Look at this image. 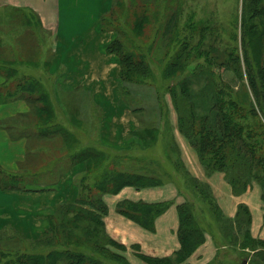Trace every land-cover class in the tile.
<instances>
[{
	"label": "trees",
	"instance_id": "obj_1",
	"mask_svg": "<svg viewBox=\"0 0 264 264\" xmlns=\"http://www.w3.org/2000/svg\"><path fill=\"white\" fill-rule=\"evenodd\" d=\"M130 1L121 0L118 12L123 13L124 23L131 22L128 19L131 15L128 12ZM241 10L243 52L240 55L239 49L237 50L235 71L239 80L243 82L244 91H234L220 80L223 64L207 58V68L195 73L209 78L203 91L210 92L212 107L209 115L204 118L211 124L203 126L196 124L198 115L191 99L193 95L190 92L189 80L185 78L178 81L181 88L178 95L172 91L173 102L179 113L180 132L197 150L207 175L217 171L224 172L236 195L246 191L253 179L262 184L264 191V18H260L258 22L254 21L255 18L264 16V2L242 0ZM141 19L135 25V29L139 27L138 31H141L143 22L148 20L145 15ZM187 36L194 37L191 34ZM199 48L200 46L196 48V52ZM105 50L119 56L122 81L144 78L145 62L135 60L134 53L126 51L119 38L109 42ZM181 53L190 56V51L186 52L185 47L177 51L176 57ZM186 66L182 59L180 62H172L166 68L165 76L175 75L178 69ZM41 71H44L42 75ZM28 76L29 78L18 80L16 88L8 91L12 94L10 96L14 98L19 96L24 100L21 109L25 112L17 119V123L23 121V126L13 128L7 125L6 129L12 131L19 139L24 138L28 142L27 147L30 143L35 150L45 148L52 150L46 154V166L40 168L41 171L44 169L47 172V178L41 171L39 175L34 174L39 187L36 189L30 187V190L55 191L66 177L69 179L68 183L77 190V194L72 201L55 205L54 210L47 214L45 231L32 239L29 245H23L19 231L9 225L1 229L0 246L8 251H0V264H132L121 254L127 247L112 239L107 232L104 217L108 214L109 208L103 195L118 194L127 186L140 190L163 185L165 180L151 169L146 172L134 170L132 166L131 169L129 166L119 167L123 164L121 155L123 151L106 144L105 141L101 144L82 146L80 138L85 139V134L74 132L67 127L68 124L62 123L63 120L66 121L67 115L60 113L65 102L55 103L53 95L45 89L47 86H44L43 80L53 77L50 70L46 71L42 66L34 67V71L28 73ZM11 78L14 77H8V80ZM52 85L51 80L49 86ZM81 89L76 88L75 91ZM70 95L75 96L77 93L70 92ZM6 99L0 102H6ZM134 110L132 109L133 112ZM69 114L78 120L75 112ZM139 129L130 132V136L135 138L130 141L133 142L130 146L132 150L134 146L146 149V146H140L141 143L148 145L149 140L146 138L156 139L151 131H144L142 127ZM138 138L141 142L137 140ZM51 140L62 143L44 144ZM174 161V170L181 166L191 180L190 186L196 187L198 193L192 199L186 195L185 202L178 207L180 248L171 256L158 257L138 253V257L143 258L146 264H188V258L206 241L207 234L213 237L219 247L220 234H223L227 225L230 230L236 231L237 234L241 233L244 237L241 242L225 240L228 245L239 242L238 253H241L239 257L243 260L235 263L264 264V240L251 235L252 220L247 207L240 204L235 218L226 217L216 204L207 183L192 176L184 164L180 165L177 160ZM41 163L44 165L45 161L41 160ZM79 167L84 169L78 171ZM71 169H74L75 173L68 175ZM28 173L29 171L18 173L20 179L11 176L9 180H3V187L27 190L25 186H30ZM168 173L164 174L165 179ZM169 205V202L146 203L141 200H123L117 203L116 209L144 228L152 229L157 217L166 211ZM13 232L20 236L18 243H11V239L16 236L12 235ZM226 232L235 234L228 229ZM259 243L262 244L261 247H254ZM131 247L140 250L138 244ZM248 249L254 251L252 256L246 253ZM217 251L219 255L217 261L227 256L228 252H220L222 249ZM217 261L214 259L208 264L227 263Z\"/></svg>",
	"mask_w": 264,
	"mask_h": 264
},
{
	"label": "rangeland",
	"instance_id": "obj_2",
	"mask_svg": "<svg viewBox=\"0 0 264 264\" xmlns=\"http://www.w3.org/2000/svg\"><path fill=\"white\" fill-rule=\"evenodd\" d=\"M63 1L64 0H60L59 2L61 18L59 19V16L56 17L52 14H48V22H41L39 19L40 17L35 13L38 9L45 11L43 7H36L33 13L27 8H16L14 6H8L1 11V15L6 16L7 19L6 33L8 35L6 46H4L1 41L4 39H0V74L2 75L1 81L4 80L3 84L0 86V100L2 101L9 97L6 99V102H0V125L6 126L5 129L7 125L13 128L23 126V121L21 123L18 121L17 123V119L21 113L25 112L20 108L22 102H15V100L21 99V97L15 96L14 98L10 96L12 94H9L8 91L16 88L18 80L26 77L29 78L28 73H32L34 67L40 68L41 64L39 61L42 58L46 56L53 58L56 44H60L62 48L63 46L70 49L74 48L75 44L72 41L75 39L71 38L72 31L76 32L82 30V34H86L87 26L91 27L95 24L84 21V18L88 17L90 14L86 9L79 14L74 13L71 14L70 17L64 18V11L69 10V8L63 4ZM72 1L75 2V0ZM117 2L115 10L109 13L111 15L105 16L103 21L101 20L102 23L96 26L92 36L87 33L88 37H86L84 44L80 43V46L91 48L94 38H107V41L110 42L113 39L119 38L123 48H125L126 51H132L134 53L135 60H143L145 62L143 69L145 73L144 78H135L134 81H122L120 58L117 54L106 52L105 48L108 44L104 43L101 47L103 54H113L117 57L116 69L118 70H105L103 74H101L100 80L104 81L103 86H101V92L95 93L94 90H97V88H88L90 89L88 90L83 86L75 87L74 90H72V87L69 85L70 83L63 85L64 77L68 79L72 73L76 72L72 69L69 70L64 68L65 64H62V62H58L55 65V70L53 72L50 71L53 74L52 78L49 77V79L45 78L43 80L44 86H47L45 89H48L53 95L55 103L65 102L60 113L62 115L66 113L67 115H65L66 121L63 120L62 123L68 124L67 127L73 129L72 131L74 132L85 134V139L80 138L82 146L101 144L102 141H104L103 135L106 136L108 130L107 126L103 124V121H106L108 115H111V108L107 107L109 104L108 98L115 99L117 97L119 102L124 103L130 107L131 110L135 109L134 112L130 111L134 115V120L137 121V129L142 127L144 131H151L153 135L156 136V139L151 140L150 138H146L149 140L147 142L148 145L143 143L140 145L146 146V149L141 147L138 149V147L134 146L133 150L130 148L133 142L130 143V141L135 138L128 136L126 139L122 140L118 148L123 151L121 153L123 164H120L119 167L129 166L131 169L132 166L134 170H145L146 172H148V169H151L153 173L165 180L164 184L170 186L171 182L174 183L182 190L185 196L187 195V197L192 199L198 194L195 190L196 187L190 186V184H192L191 180L181 166L177 167L175 170L173 168V166L175 167L174 160H177L180 165L184 164L185 169L189 171L182 157L180 146L175 139L174 132L177 134L180 133L186 138L190 147L198 155L201 164L202 161L189 139L180 132L178 127L179 113L173 102L172 91H174L175 95H178L181 90L178 81L185 78L189 80L190 92L193 95L191 99L194 102L198 115L196 124L200 126L211 124L204 118V116L209 115L212 107L210 92L207 93L203 91L209 78L203 74H195L207 68V58L208 60L211 58L219 64H223L220 80L229 85L234 91H244L243 82L239 80L235 71L237 50L239 49L238 52L240 55H242L243 52L241 44V37L243 36L241 25L242 0H131L129 2L131 5L128 11L129 15L131 14L128 17L129 21H131L130 23H124L123 13L118 12L121 0H117ZM113 13L114 16H112ZM144 15L147 16L148 20L143 22L144 24L141 31H138L137 29L139 27L135 29V25L139 23L137 21ZM262 17L264 18V16H261L255 18L254 21L258 22ZM0 24L2 25V22H0ZM188 34L194 37L191 38L187 36ZM61 36H63L66 42L64 40H59ZM198 46H200V48L198 52H196ZM183 47H185L186 52L190 51V56H184V54L181 53L176 57L177 51L181 50ZM58 48L59 47H57L56 50ZM181 59L187 66L178 69L175 75L166 77L165 72L168 65L172 62H180ZM49 63L50 61L48 60L47 66H42V68L46 71L51 70L53 63L50 65ZM43 73L44 71H41V75ZM8 77L14 78L8 80ZM51 80L53 85L49 86ZM68 81H71V78H69ZM76 88L82 89L75 91ZM70 92H75L77 95H70ZM54 106L57 107L56 105ZM122 108L123 106L119 104L118 108L114 107L113 110L118 109L121 111ZM72 111L76 113V118L78 120L72 118L69 114ZM4 117L7 118L3 119ZM140 117L141 119H139ZM213 126L215 127L214 124ZM142 129L141 131H143ZM6 131L8 130L6 129ZM8 134L10 136L8 135V138L5 140L2 139L5 135L0 137V145L2 150L4 145L7 144V159L12 160L15 158L16 154L22 151V146L28 142L23 140L21 141L22 145H20L18 142L22 139L16 137L12 131H8ZM137 140L141 142L139 138ZM11 142L15 149L14 153L9 151V148H12L10 147ZM48 142L55 144L62 143V141L55 142V140H51L46 141L44 144ZM28 145L29 147H27L26 144L23 150L24 156L27 157L25 162L29 163V167L26 168L25 171H29L27 177H33L34 174L39 175L41 171L40 168L46 166V154L51 153L52 150L45 148L39 151L35 150L34 146L30 143ZM137 155L138 158L136 159ZM34 158H37V167L32 168V171L31 167L34 164ZM41 160L45 161L44 165H42ZM18 166L21 168L22 165L18 162L14 165V169L18 170ZM17 172L19 173V171L14 172L7 168L0 169V188L7 191V194H11L6 195V212L8 214L7 217H9L8 220H10L7 221V224L14 230H17V232L20 230L19 235L21 234L23 245L26 246L29 245L32 239L45 231L47 214L54 210L55 205L67 201L63 200L56 202L52 209L43 213L40 207L36 205L38 198L32 197V195H25L30 192L34 193L40 191L30 190L29 185L25 186L28 188L27 190H20L18 188L10 189L7 188V186L3 187V180H9L11 176L18 178ZM41 172L44 177L47 178V172L44 169H42ZM166 172L169 173L165 179L164 174ZM189 173L193 176L190 171ZM222 173L228 182L225 173ZM252 183H256L261 188L262 192H264L262 184L259 183L257 179H253ZM252 183L249 184L248 188L252 186ZM207 185L210 188V192L216 204L220 207L214 192H212V187L209 183H207ZM232 193H235L233 189ZM243 193L238 195L235 193L234 195L239 196ZM20 194H22V202H18L16 205ZM104 196L105 194L103 195V199ZM262 200L264 201V199ZM39 201L41 202L42 200L39 199ZM245 206L252 220L251 211L247 205ZM18 209L21 210V213L15 214L14 211ZM220 209L226 217L235 218L238 214L239 205L234 217L227 216L221 207ZM1 212L6 213L5 211ZM15 218L17 219L15 220ZM15 224L18 229L14 227ZM227 229L235 234L226 232ZM250 233L252 235L251 226ZM108 234L110 235L109 232ZM12 235L16 236L14 239H11V243H18V238H20V236L16 232H13ZM111 238L114 239L112 236ZM211 239L216 245L213 237H211ZM229 239L241 242L244 237L241 233L237 234L236 231L230 230L226 225L223 234H220V245L219 247L216 245V249H222L220 252L228 253L226 257L223 256L222 259L217 261L219 255L218 251H216L214 256L215 261L224 263L243 260V258L239 257L241 253H238L240 248L238 245L239 242L237 244L228 245L225 240L230 241ZM261 245L262 244L259 243L257 246L254 245V247H261ZM0 251L5 252L8 251V249L0 246ZM125 252L126 251H123L121 254L125 255L129 261L136 260V257L133 258V255L130 253H126V255ZM246 253H250L252 256L254 251H252V249L249 251L248 249ZM137 258L140 264H146L143 258Z\"/></svg>",
	"mask_w": 264,
	"mask_h": 264
},
{
	"label": "crops",
	"instance_id": "obj_3",
	"mask_svg": "<svg viewBox=\"0 0 264 264\" xmlns=\"http://www.w3.org/2000/svg\"><path fill=\"white\" fill-rule=\"evenodd\" d=\"M59 2L60 0H0V22H2V25L0 24V39H4L1 40L4 46H6V39L8 38V35L6 33L7 19L6 16L1 15L2 9H6L8 6H14L16 8H27L33 13L36 7H43L45 11L38 9L35 13L38 17H40L39 19L41 22H48L50 14L56 17L59 16V19L61 18ZM116 3H118L117 0H75V2L72 0H64L63 4L69 8V10L64 11V18L70 17L71 14L74 13L79 14L86 9L90 13L88 16L90 18L85 17L84 21L95 24L91 27L87 26L86 34H82V30L76 32L72 31L71 38L75 39L72 41L74 42L75 47L70 49L63 46L62 48L60 47V44H56L55 50L57 47L59 48L56 51L54 50V57L50 58L49 56H46L42 58L39 61L41 66H47L49 60V65L53 63L52 69L50 70L53 72L55 70V65L58 62H62V64H65L64 68L69 70L72 69L76 72L72 73L70 77H68V79L71 78V81H68V79L64 77L63 85L70 83L69 85L72 87V90H74L75 87L83 86L86 89L97 88V90H94L95 93L101 92V86H103L104 82L100 80L101 74H103L105 70H118L116 69L117 57L113 54H103L101 50L102 45L110 42L107 41V38H94L93 45L89 42L92 45L91 48L82 47L80 46V43L84 44L86 37H88L87 33L91 36L93 35L96 26L102 23L105 16L111 15L109 13L115 10ZM112 16H114V13ZM59 40L63 41V36H61ZM1 80L2 75L0 74V86L4 82V80ZM108 99L109 104L107 107L111 108V115H108V119L103 121V124L107 126L108 130L106 136L103 135V137L106 144L118 149V145L122 143V140L130 136V132L132 130L137 129V121L134 120V115L132 114L130 107L122 102H119L117 97L115 99ZM15 102L23 103L24 100L19 99L15 100ZM119 104L123 106L122 110H113L114 107L118 108ZM20 108H22V104H20ZM6 118L7 117H4L3 119ZM5 127L0 125V137L5 135L4 138H2L4 140L7 139L9 135ZM174 134L175 139L180 146L182 157L185 160L189 171L198 179L210 184L213 190L212 192H214V195L216 196L223 212L229 217H234L236 215L238 205L241 203L247 205L252 214V236L254 238L264 240V201L262 200L261 188L256 183H252V186H250L242 195H234L232 193V187L226 181L224 174L222 172H215L211 176H207L203 165L198 159V155L190 147L186 138L180 133L177 134L174 132ZM23 140L25 139L23 138L18 143L22 145L21 141ZM6 145H4L2 150L0 145V169L7 168L14 172L19 171L21 174L24 173L23 171L29 167V163L25 162L27 157L24 156L23 152L26 143L22 146V151L16 154L15 158L12 160L7 159ZM10 147L12 148H9V151L14 153L15 149L13 148L12 142L10 143ZM18 162L22 166L21 168L18 166V170H15L14 165ZM35 167H37V158H34V164L32 165L31 170ZM79 168L80 169L78 171L84 169L83 167ZM73 173H75V170L71 169L68 175ZM28 180L31 188L36 189L39 187L38 180L35 176L29 177ZM68 182L69 179L65 177L63 178L61 184H59L60 186H57L58 188L55 191L30 192L25 195H32V197L38 198L36 205L39 206L40 210L44 213L49 209H52L56 202L63 200L72 201L76 197L77 190ZM6 195L11 194H7V191L0 188V230L8 225L7 221H10L8 220L9 217H7L8 214L6 212ZM21 195L22 194H20L16 205L18 202H22ZM39 199L42 201L40 202ZM104 199L109 208L108 214L104 218L107 230L114 239L127 247L125 254L130 253L133 255V258L136 257L135 261L130 260L132 263L140 264L139 259L137 258L139 252L150 256H169L177 252L180 248V241L178 238V227L180 221L178 207L185 202L186 196L174 183L171 182L170 186L163 184L140 190L127 186L124 187L118 194H105ZM123 200H141L146 203L169 202L170 205L166 211L157 217L153 228L146 229L117 211V203ZM1 211H5L6 213H2ZM14 212L15 214H20L21 210L18 209ZM16 219L17 218H15V220ZM16 226L17 225L15 224L14 227L18 229ZM134 244H138L140 246V250L132 248L131 246ZM216 248L217 247L212 241L211 236L207 234L206 241L188 258L187 262L189 264H208L214 259L217 251ZM235 262L236 261H231L225 264H236Z\"/></svg>",
	"mask_w": 264,
	"mask_h": 264
},
{
	"label": "bare ground",
	"instance_id": "obj_4",
	"mask_svg": "<svg viewBox=\"0 0 264 264\" xmlns=\"http://www.w3.org/2000/svg\"><path fill=\"white\" fill-rule=\"evenodd\" d=\"M109 86H110V85H109ZM109 86H108V87H109Z\"/></svg>",
	"mask_w": 264,
	"mask_h": 264
}]
</instances>
